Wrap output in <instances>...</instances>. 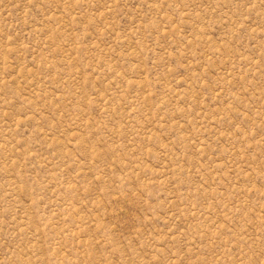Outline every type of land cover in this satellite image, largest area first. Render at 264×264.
Listing matches in <instances>:
<instances>
[{"label": "rangeland", "instance_id": "rangeland-1", "mask_svg": "<svg viewBox=\"0 0 264 264\" xmlns=\"http://www.w3.org/2000/svg\"><path fill=\"white\" fill-rule=\"evenodd\" d=\"M0 264H264V0H0Z\"/></svg>", "mask_w": 264, "mask_h": 264}]
</instances>
